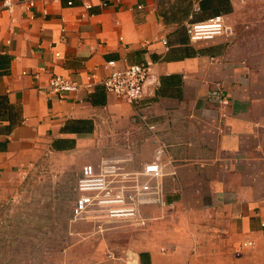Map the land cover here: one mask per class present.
Wrapping results in <instances>:
<instances>
[{
    "label": "crops",
    "instance_id": "0c3cea01",
    "mask_svg": "<svg viewBox=\"0 0 264 264\" xmlns=\"http://www.w3.org/2000/svg\"><path fill=\"white\" fill-rule=\"evenodd\" d=\"M11 1L12 12L0 8V191L43 155L79 154L84 164L126 154L138 167L162 147L164 204L140 211L174 223L165 235L152 224L143 241L124 249L130 264H264L258 4L90 0L86 8L83 0H36L26 9L27 0ZM214 14H223L232 32L190 41L185 23ZM109 60L117 68L149 61L159 84H149L140 102H127L101 82ZM54 74L78 88L52 91ZM183 220L192 223L181 227ZM242 241L253 244L235 256ZM107 250L95 245L73 264H125Z\"/></svg>",
    "mask_w": 264,
    "mask_h": 264
},
{
    "label": "rangeland",
    "instance_id": "374dc122",
    "mask_svg": "<svg viewBox=\"0 0 264 264\" xmlns=\"http://www.w3.org/2000/svg\"><path fill=\"white\" fill-rule=\"evenodd\" d=\"M246 3L258 4L264 19V0ZM78 160L79 154L43 155L19 173L15 184L0 191V264H73L100 243L112 251L132 249L152 224L161 234L169 233L174 222L150 221L148 216L142 227L123 221L99 228L90 221H73L75 183L83 164ZM183 222L192 223L183 220L181 227Z\"/></svg>",
    "mask_w": 264,
    "mask_h": 264
},
{
    "label": "built area",
    "instance_id": "2783aa9c",
    "mask_svg": "<svg viewBox=\"0 0 264 264\" xmlns=\"http://www.w3.org/2000/svg\"><path fill=\"white\" fill-rule=\"evenodd\" d=\"M36 0H27L26 9L34 6ZM68 5L72 4L67 0ZM90 0H83V6L91 7ZM104 5V3H103ZM11 0H3L0 8L13 10ZM185 29L190 41L212 39L218 35L230 34L231 28L225 23L223 14H214L205 20L186 22ZM163 43H166L163 41ZM58 56L59 53L55 52ZM114 61L109 60L106 66L110 72L101 80L107 92L124 98L127 102L138 103L146 94L149 84L157 86L159 81L154 78L152 63L142 61L117 68ZM27 73L26 70L22 74ZM34 75L37 76L35 73ZM49 88L54 92L76 90L78 85L67 76L54 74L49 77ZM149 128H153L149 125ZM164 149H154L152 158L135 167L129 155L102 156L95 163L81 165L75 183L76 197L71 206L73 221L86 220L95 223L99 228L102 224L130 222L137 226H145L147 217L141 214V207L160 205L163 202L161 158ZM251 241H242L234 249L238 256L241 249L251 246ZM106 257L111 260H122L130 264L131 254L124 249L120 254L107 250Z\"/></svg>",
    "mask_w": 264,
    "mask_h": 264
}]
</instances>
